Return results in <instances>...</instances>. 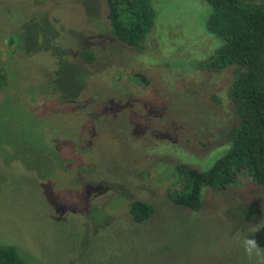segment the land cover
<instances>
[{"label": "rangeland", "instance_id": "obj_1", "mask_svg": "<svg viewBox=\"0 0 264 264\" xmlns=\"http://www.w3.org/2000/svg\"><path fill=\"white\" fill-rule=\"evenodd\" d=\"M151 3L137 51L111 36L106 0H0V243L31 264H250L237 233L252 228L264 247V189L244 172L198 212L168 197L177 165L225 150L234 77L206 65L221 41L203 0Z\"/></svg>", "mask_w": 264, "mask_h": 264}, {"label": "trees", "instance_id": "obj_2", "mask_svg": "<svg viewBox=\"0 0 264 264\" xmlns=\"http://www.w3.org/2000/svg\"><path fill=\"white\" fill-rule=\"evenodd\" d=\"M210 9L206 29L221 41V46L206 64L210 69L233 70L229 98L237 124L227 132L225 150L209 168L198 170L177 165L175 190L168 193L178 207L198 212L206 189L220 190L236 183L233 172H244L264 189V0H203ZM111 36L134 50H142L143 41L154 27L155 12L151 0H106ZM78 57L86 64L95 61L94 53L81 50ZM144 81L143 78H140ZM7 86L0 65V91ZM153 209L143 201H131L128 214L135 223L150 218ZM29 253L0 243V264H31Z\"/></svg>", "mask_w": 264, "mask_h": 264}, {"label": "clouds", "instance_id": "obj_3", "mask_svg": "<svg viewBox=\"0 0 264 264\" xmlns=\"http://www.w3.org/2000/svg\"><path fill=\"white\" fill-rule=\"evenodd\" d=\"M256 232L255 228L249 229L243 234L238 232L237 238L250 264H264V247H261L255 238Z\"/></svg>", "mask_w": 264, "mask_h": 264}]
</instances>
